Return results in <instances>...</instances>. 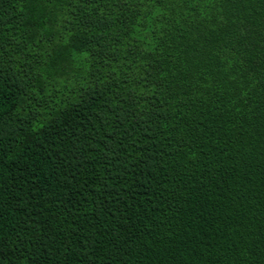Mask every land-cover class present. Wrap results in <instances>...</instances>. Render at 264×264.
Wrapping results in <instances>:
<instances>
[{"label": "trees", "instance_id": "obj_1", "mask_svg": "<svg viewBox=\"0 0 264 264\" xmlns=\"http://www.w3.org/2000/svg\"><path fill=\"white\" fill-rule=\"evenodd\" d=\"M0 264H264V0H0Z\"/></svg>", "mask_w": 264, "mask_h": 264}]
</instances>
